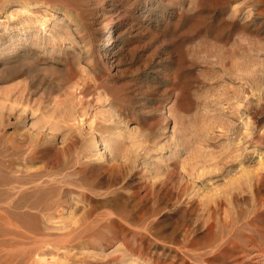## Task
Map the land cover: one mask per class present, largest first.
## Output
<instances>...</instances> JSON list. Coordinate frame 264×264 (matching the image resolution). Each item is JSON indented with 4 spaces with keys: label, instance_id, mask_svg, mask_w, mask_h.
Instances as JSON below:
<instances>
[{
    "label": "rangeland",
    "instance_id": "obj_1",
    "mask_svg": "<svg viewBox=\"0 0 264 264\" xmlns=\"http://www.w3.org/2000/svg\"><path fill=\"white\" fill-rule=\"evenodd\" d=\"M0 264H264V0H0Z\"/></svg>",
    "mask_w": 264,
    "mask_h": 264
}]
</instances>
